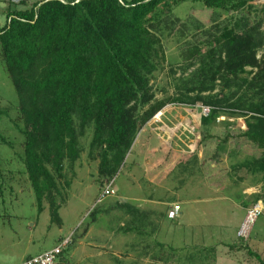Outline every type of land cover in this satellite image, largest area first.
Here are the masks:
<instances>
[{
  "label": "trees",
  "instance_id": "1",
  "mask_svg": "<svg viewBox=\"0 0 264 264\" xmlns=\"http://www.w3.org/2000/svg\"><path fill=\"white\" fill-rule=\"evenodd\" d=\"M256 1L44 0L9 10L0 26V60L17 95L24 172L38 211L46 202L51 222L59 223L60 181L65 168L74 172L83 139L100 179L111 181L141 129L166 104L209 107L200 119L204 129L219 117L241 118L242 136L261 151L241 167L264 177V2ZM185 2L228 15V26L170 67L173 94L153 108L151 82L166 62L153 26ZM116 207L136 212L126 203ZM156 246L153 258L163 253V244ZM205 251L192 264H205Z\"/></svg>",
  "mask_w": 264,
  "mask_h": 264
},
{
  "label": "rangeland",
  "instance_id": "2",
  "mask_svg": "<svg viewBox=\"0 0 264 264\" xmlns=\"http://www.w3.org/2000/svg\"><path fill=\"white\" fill-rule=\"evenodd\" d=\"M41 1L44 0H25L20 4L13 0H0V26L5 24L9 10L29 8L33 3ZM263 2L258 0L254 3ZM227 17L203 8L198 2H185L153 26L162 40L166 58L164 70L157 73L151 82L156 94L153 108H157L166 96L173 94L170 67L188 61L192 55L191 48L203 46L219 30L225 29L228 26ZM180 23L186 24L181 26ZM175 76L178 77L179 72ZM17 104V95L0 60V109L4 112L0 115V136L9 143L4 144L0 140V264H18L25 258L53 249L64 239H69L70 244L64 247L55 264H114V256L121 257L120 241L124 242L122 246L127 250L131 244H135V240L141 238V231L152 256L157 254L154 245L163 244L161 257L166 260L173 258L168 264H183L177 259L182 253L191 256V259H199L200 251L204 249L206 251L201 256L205 264H214L212 258L215 252L223 253V250L228 255L225 258L227 264H264L263 203V212L253 224L247 239L239 236L245 213L230 203H226L225 210L229 209L225 212L216 206L219 212L214 214L210 212L213 209L210 208L211 204L199 203L193 205V208L187 206L185 217L188 220L184 219L183 225H178L182 219L179 222L170 221L160 215L185 190L200 192L206 197L204 193L207 189L204 185L208 173L197 167L198 154L207 159L228 156L234 162L260 156L261 151L242 136L241 118L219 117L216 123L204 129L200 127L201 118L197 110L200 104L195 107L164 105L159 109L161 112L157 114L155 111L141 129L125 165L111 179L115 195L101 201L99 197L108 180L100 179L97 173L98 160L92 161L88 156L89 139L86 137L82 140L84 150L74 172L65 168V176L60 181L57 201L60 204V220L55 223L51 222L46 202L42 204V211H38L24 172V137L20 132L23 125L16 120ZM225 121H228L229 126ZM226 137L227 142L224 144L223 139ZM161 159L166 162L156 170L153 169ZM172 163L175 164L166 170ZM153 174L157 177L154 178ZM239 176H243L240 170L226 176L228 189L233 188L232 183ZM262 184L264 193V179ZM228 191L231 193L232 190ZM150 195L161 201L162 205L142 206L137 201ZM231 199L236 200V196ZM122 203L128 204L136 212L131 211L128 215L116 209ZM142 209H151L157 213L148 227L149 222L137 227L141 217L139 212L143 215ZM192 213L196 214L193 219ZM87 225L88 233L82 236ZM120 225L126 226V230L121 228L122 234L117 235L116 230L120 229ZM233 246L241 249H232ZM183 247L184 251L178 249ZM136 250L139 252L140 249ZM248 250L259 258L250 255ZM147 260L150 264H158L160 261L166 264V261L159 258ZM124 263L129 262L124 260Z\"/></svg>",
  "mask_w": 264,
  "mask_h": 264
},
{
  "label": "crops",
  "instance_id": "3",
  "mask_svg": "<svg viewBox=\"0 0 264 264\" xmlns=\"http://www.w3.org/2000/svg\"><path fill=\"white\" fill-rule=\"evenodd\" d=\"M198 160H197V167H201L203 171H206L208 174L206 176V184L204 185L206 187V192L204 197L200 192L194 193V191L189 192L188 190H185V192L180 193L182 196H177V198L171 202L169 205L166 206V210L163 213H160V215H164L167 218V211L168 209L173 205V204H178L180 206V215L175 219L179 222L178 225H183V220L188 218L185 217L187 214V206L190 208H193L192 206L195 204L199 203H204V204H211L210 208L213 207V209L210 211L213 214L217 211L218 206L220 209L222 208V212H225V205L226 203H230L233 205L234 208H239L244 211L245 215L248 209L252 207V205L255 203V201L258 199V196L261 195L262 199L257 200L261 201V203L264 204V193L262 192V187L263 184V175L260 173L257 174H252L246 170V168L241 167V164L246 161V160H251L254 159L255 157L252 156L250 159H243V162H234L232 161V158L228 156H223V157H211L209 159L204 158L202 154H198ZM166 161L161 159L157 165V167L153 168L156 170V168H159L162 163L164 164ZM177 161H175L176 163ZM174 163V164H175ZM149 166L151 165L150 162H148ZM173 163L169 166V168H165L166 170H169L173 165ZM178 164V163H177ZM152 166V165H151ZM152 168V167H151ZM242 171L243 176H239L240 178H237L236 182H233V188L228 189L227 187V181H226V176L231 173L232 171ZM154 178L157 177V175H152ZM245 176V177H244ZM225 178V179H224ZM250 179V181H249ZM252 183V184H251ZM203 186V187H204ZM228 190H232L231 193H229ZM202 195V197H201ZM236 196V200H233L231 198ZM240 196L239 199L237 197ZM127 199V198H126ZM139 203H141L142 206H149V205H154L158 206L162 205L161 201L153 199V197L150 195L148 197H144L141 200H137ZM262 204V205H263ZM120 211V210H119ZM143 215H141L140 221L137 223V227L142 226L143 223H148L147 227L153 223L151 219L155 217L154 214L157 215V213H154L153 210L147 209L144 210L142 209ZM193 214V213H192ZM196 214H193L191 216V219L195 218ZM245 218V216H244ZM168 219V218H167ZM170 220V219H168ZM175 220H170V221H175ZM151 221V222H150ZM142 222V223H140ZM187 226L189 224H186ZM120 229L116 230L117 235H121V228H123V225L119 226ZM140 232V231H139ZM88 233V232H87ZM86 233V234H87ZM85 234V235H86ZM84 235V236H85ZM141 238L139 240H135V244H131V247L127 248V250H124L125 246H122L123 241H120V248H122V252H120L121 257L117 258L114 256L113 258V263L114 264H125L124 260L128 261V264H150L147 259H151L153 256L150 254V249L149 245L147 244V240L143 239V232L141 231L139 233ZM220 245H224L221 243ZM118 247V248H119ZM126 248V247H125ZM140 249L139 252H137L136 249ZM223 248V247H222ZM117 249V248H116ZM182 249L183 248H178ZM225 249V248H223ZM121 251V250H119ZM141 251V252H140ZM158 250H156V253ZM118 254V253H117ZM199 255V252H197ZM119 255V254H118ZM120 256V255H119ZM228 257L227 253L225 250H223V253H218L215 252L213 258H212V263L214 264H227L225 263V258ZM137 258V259H136ZM156 258H159L160 260L166 261L165 263H171V261L166 260L165 257H161V255L156 256ZM28 259V258H25ZM23 259V260H25ZM123 259V260H122ZM180 262L185 263V264H192L194 261H198L199 259H191V256L189 257L188 255L186 256L185 253L181 254V257L177 258ZM143 262H140L142 261ZM158 260V261H160ZM175 260V259H174ZM182 260V261H181ZM122 261V262H121ZM231 262V261H229ZM158 264H162L160 261Z\"/></svg>",
  "mask_w": 264,
  "mask_h": 264
},
{
  "label": "built area",
  "instance_id": "4",
  "mask_svg": "<svg viewBox=\"0 0 264 264\" xmlns=\"http://www.w3.org/2000/svg\"><path fill=\"white\" fill-rule=\"evenodd\" d=\"M23 0H13L15 3H20ZM63 2L64 0H60ZM78 2L79 0H75ZM197 110L199 112V118L206 117L209 114L210 108L205 106H197ZM188 132V131H187ZM115 195V190L112 188V182L108 181L103 191L99 197V201L103 198ZM263 212V205L261 201H257L252 205L250 209L247 210L244 221L240 227L239 236L242 238L247 239L249 233L252 229L253 224L255 223L256 219L262 214ZM180 215V206L178 204H173L167 211V218L170 220H175ZM70 244L69 239H64L59 245L54 247L51 250L43 252L42 254L22 260L18 264H55L58 257L61 255L64 247Z\"/></svg>",
  "mask_w": 264,
  "mask_h": 264
}]
</instances>
